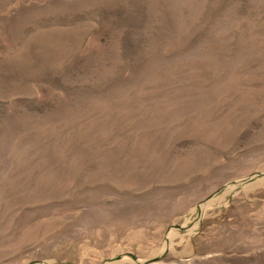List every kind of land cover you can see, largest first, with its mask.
Here are the masks:
<instances>
[{"label":"rangeland","instance_id":"1","mask_svg":"<svg viewBox=\"0 0 264 264\" xmlns=\"http://www.w3.org/2000/svg\"><path fill=\"white\" fill-rule=\"evenodd\" d=\"M0 264H264V0H0Z\"/></svg>","mask_w":264,"mask_h":264}]
</instances>
